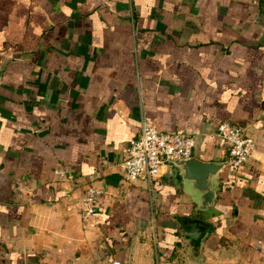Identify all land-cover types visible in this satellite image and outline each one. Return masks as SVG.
Instances as JSON below:
<instances>
[{"label":"crops","instance_id":"1","mask_svg":"<svg viewBox=\"0 0 264 264\" xmlns=\"http://www.w3.org/2000/svg\"><path fill=\"white\" fill-rule=\"evenodd\" d=\"M254 148L225 167L209 234L177 243L189 197L169 167L125 182L144 122L223 162L220 122ZM87 186L99 208L81 213ZM264 243V0H0V264H175ZM224 245V246H223ZM175 255V256H173ZM253 259V260H252ZM209 264V262H205Z\"/></svg>","mask_w":264,"mask_h":264},{"label":"built area","instance_id":"2","mask_svg":"<svg viewBox=\"0 0 264 264\" xmlns=\"http://www.w3.org/2000/svg\"><path fill=\"white\" fill-rule=\"evenodd\" d=\"M216 137L225 147L226 167L233 171L245 163L253 148L254 141L243 128L229 122H220L215 128ZM193 136L184 132L167 133L157 130L150 123L140 125L137 134L129 140L125 155L119 162L122 179L132 182L137 179L153 180L169 167L170 161L187 159L192 156ZM99 191L87 186L81 197V213L91 216L99 208ZM255 248L264 254V243H256ZM105 264H125L112 259Z\"/></svg>","mask_w":264,"mask_h":264},{"label":"water","instance_id":"3","mask_svg":"<svg viewBox=\"0 0 264 264\" xmlns=\"http://www.w3.org/2000/svg\"><path fill=\"white\" fill-rule=\"evenodd\" d=\"M225 167V162L202 161L192 156L169 162L170 177L190 199L189 213L180 219L181 238L187 242L193 243L209 234L210 225L204 221L203 213L215 207ZM106 260H112L110 254Z\"/></svg>","mask_w":264,"mask_h":264},{"label":"rangeland","instance_id":"4","mask_svg":"<svg viewBox=\"0 0 264 264\" xmlns=\"http://www.w3.org/2000/svg\"><path fill=\"white\" fill-rule=\"evenodd\" d=\"M176 229H177V237L180 239V241L187 242L186 239L181 238L183 234V228L178 224V227ZM221 249H222L221 252H217V253L214 252V254L209 253V255L211 256L209 259L210 261H206L208 258H206L205 254L204 256L199 255L198 257L192 260L188 258V256L185 253L179 252L175 254L177 255L176 258L174 259L176 262L175 264H205V262H209V264H241V261L237 256L238 253L233 251L235 250L234 247L231 246L227 248L221 247ZM261 256L262 258L260 259V261H256V262L250 261V262H244L242 264H264V254H261ZM148 264H155L152 257L150 258V262Z\"/></svg>","mask_w":264,"mask_h":264},{"label":"flooded vegetation","instance_id":"5","mask_svg":"<svg viewBox=\"0 0 264 264\" xmlns=\"http://www.w3.org/2000/svg\"><path fill=\"white\" fill-rule=\"evenodd\" d=\"M177 224H179L180 226H181V224H180V219L177 221ZM182 227V226H181Z\"/></svg>","mask_w":264,"mask_h":264},{"label":"trees","instance_id":"6","mask_svg":"<svg viewBox=\"0 0 264 264\" xmlns=\"http://www.w3.org/2000/svg\"><path fill=\"white\" fill-rule=\"evenodd\" d=\"M224 182H221V184H223ZM177 243H180V240L177 242Z\"/></svg>","mask_w":264,"mask_h":264}]
</instances>
